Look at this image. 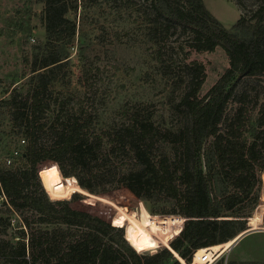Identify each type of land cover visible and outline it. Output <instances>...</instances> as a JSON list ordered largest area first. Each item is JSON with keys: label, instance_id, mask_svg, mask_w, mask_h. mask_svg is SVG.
I'll list each match as a JSON object with an SVG mask.
<instances>
[{"label": "trees", "instance_id": "1", "mask_svg": "<svg viewBox=\"0 0 264 264\" xmlns=\"http://www.w3.org/2000/svg\"><path fill=\"white\" fill-rule=\"evenodd\" d=\"M82 1L43 0L45 53L32 61L33 75L25 92L15 88L0 101L26 140L10 165L11 153L0 159V198L19 216L21 234L15 243L0 242V258L4 264H192L194 253L199 258L205 248L224 253L248 229L263 187L264 100L254 118L258 101L253 99L254 106L248 109L249 95L243 92L237 98V89L243 79L264 80V5L228 29L203 0H150L145 16L155 45H162L172 27L180 28L190 33L188 45L198 53L222 48L230 67L202 96L205 67L194 62L196 84L180 100L188 119L182 129L160 128L152 109L131 102L123 106L126 121L106 130L93 126L87 102L79 99L67 111L71 100L52 102L47 92L54 74L68 61L69 55L59 48L76 36L73 17ZM163 70L166 76L173 75L169 67ZM233 101L238 105L227 115ZM53 103L58 107L51 109ZM50 112L54 117L48 123ZM41 133L51 141H39ZM126 158L130 163L124 162ZM50 162L61 176L64 164L79 188L89 193L78 189L70 198L84 194L82 202L88 206L105 202L107 221L73 208L65 200L70 198H51L40 179L41 167ZM120 187L124 188L97 195L101 189ZM160 196L180 203L185 223L168 248L139 253L127 238V227L114 222L117 207L123 205L118 198L150 202ZM180 220L167 224L170 232L164 237ZM196 258L193 264H198Z\"/></svg>", "mask_w": 264, "mask_h": 264}, {"label": "rangeland", "instance_id": "2", "mask_svg": "<svg viewBox=\"0 0 264 264\" xmlns=\"http://www.w3.org/2000/svg\"><path fill=\"white\" fill-rule=\"evenodd\" d=\"M203 1L228 29L241 16L248 18L264 5V0ZM149 3L150 0H83L76 17H73L77 23L75 38L59 48L60 53H67L69 58L54 74L56 79L47 91L49 99L52 102L58 99L59 103L71 100L66 104L67 111L76 107L79 99L87 102L86 110L92 115L93 126L97 129L107 130L116 123L121 124L126 119L123 106L131 102L143 103L152 109L154 122L160 128L171 131L182 129L188 119L180 100L196 84L198 72L194 62L205 67L206 79L200 92L203 96L230 67L229 59L219 47L214 52L198 53L192 50L188 45L190 33L180 28L172 27L162 45H155L149 36V22L145 16ZM43 9V0H0V101L8 98L15 88L25 92L33 75L32 61L45 53ZM164 67L172 69L171 77L164 74ZM84 68L88 70L86 75ZM243 92L249 95L251 101L248 109L254 106L253 99L258 101L255 118L259 103L264 100L263 78L243 79L237 89V98ZM237 105L233 101L227 115L234 112ZM56 107L53 103L51 109ZM53 117L54 112H50L46 122L51 123ZM22 132L10 121L8 108L0 104V159L9 157L14 148L23 149V146L19 147ZM39 141H51V136L41 133ZM166 151L172 161L173 153L168 148ZM124 162L130 163V160L126 158ZM61 166L66 177L59 174L52 162L41 167H44L41 181L51 198H67L70 192L72 194L78 189L86 193L79 188L76 179L68 175L65 165L61 163ZM262 181L264 187V173ZM122 188L101 189L97 195ZM261 192L263 198V189ZM96 197L112 202L108 196L109 199ZM160 197L150 202L118 198L123 205L117 207L114 222L127 227V238L139 253L150 254L168 248L185 223L186 219L179 213L180 203L166 196ZM85 198L86 195L77 193L65 200L73 208L88 211L107 221L109 207L105 202L98 201L96 206H88L82 202ZM263 199L259 211L251 215L250 223L253 221L255 227L249 224L250 229L256 230L262 226L261 220L256 217L263 211ZM178 220L181 221L179 225L164 237L170 232L169 229L166 231L167 224ZM19 225V216L0 198V242L15 243L21 236ZM122 228L126 233V228ZM251 231L237 236L231 248L224 253L223 250H215L219 255L212 264H264V232ZM246 234L248 236L242 238ZM196 263H200L199 258H196ZM0 264H4L1 258Z\"/></svg>", "mask_w": 264, "mask_h": 264}, {"label": "built area", "instance_id": "3", "mask_svg": "<svg viewBox=\"0 0 264 264\" xmlns=\"http://www.w3.org/2000/svg\"><path fill=\"white\" fill-rule=\"evenodd\" d=\"M26 144V140L24 139V138H21L20 140H19V147H21V146H24ZM22 153V150L20 149V148H14L12 151H11V156L9 157V158H7V164L8 165H10L11 163H12V161H13V158L14 157H18V156H20V154ZM261 194H262V192H261ZM264 198V197H263ZM262 198V196L260 197V200H259V202H258V204H257V206H256V208L254 209V211H253V213H252V216H253V214L255 213V211H259V208L261 207V205H260V202H261V199H263ZM264 200V199H263ZM264 202V201H263ZM258 215V214H257ZM252 216L251 217H249L248 218V225L250 224V226H252V228H254L255 226H254V222L252 221L251 223H250V219L252 218ZM256 217V216H255ZM254 217V218H255ZM253 218V219H254ZM256 219H259V220H261V224H262V226H260L259 228H257L256 230H254V229H250L249 227H248V229L247 230H253V231H256V232H259V231H261V232H264V208H263V211H260V214L258 215V217H256ZM183 228V227H182ZM182 230V229H181ZM246 230V231H247ZM181 232V231H180ZM196 255H197V252L196 253H194V255H193V263L195 262V258H196ZM218 255H219V253H217L216 251H213V250H211V247H208V248H205L204 249V252L199 256V262L201 263V264H212L214 261H215V259L218 257ZM199 263V264H200Z\"/></svg>", "mask_w": 264, "mask_h": 264}, {"label": "water", "instance_id": "4", "mask_svg": "<svg viewBox=\"0 0 264 264\" xmlns=\"http://www.w3.org/2000/svg\"><path fill=\"white\" fill-rule=\"evenodd\" d=\"M39 172H40V171H39ZM39 177H40V174H39ZM40 179H41V177H40ZM41 182H42V181H41ZM262 189H263V194H264V187H263ZM252 233H253V232H252ZM245 236H247V234L244 235V236H242V238L245 237ZM242 238H241V239H242ZM241 239H240V240H241ZM240 240H239V241H240ZM239 241H238V242H239ZM238 242H237V243H238ZM237 243H235L234 246H235Z\"/></svg>", "mask_w": 264, "mask_h": 264}, {"label": "bare ground", "instance_id": "5", "mask_svg": "<svg viewBox=\"0 0 264 264\" xmlns=\"http://www.w3.org/2000/svg\"><path fill=\"white\" fill-rule=\"evenodd\" d=\"M63 189V187H61ZM71 193V192H70ZM70 193L67 195V198L70 196ZM251 232H254V231H251Z\"/></svg>", "mask_w": 264, "mask_h": 264}, {"label": "crops", "instance_id": "6", "mask_svg": "<svg viewBox=\"0 0 264 264\" xmlns=\"http://www.w3.org/2000/svg\"><path fill=\"white\" fill-rule=\"evenodd\" d=\"M254 233H255V232H254ZM247 236H248V235H247ZM247 236H246V237H247ZM244 238H245V237H244Z\"/></svg>", "mask_w": 264, "mask_h": 264}]
</instances>
